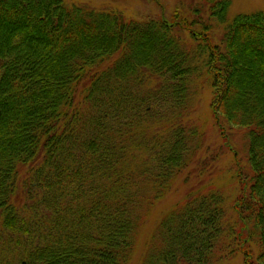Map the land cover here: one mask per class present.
<instances>
[{"label":"trees","instance_id":"1","mask_svg":"<svg viewBox=\"0 0 264 264\" xmlns=\"http://www.w3.org/2000/svg\"><path fill=\"white\" fill-rule=\"evenodd\" d=\"M207 2L226 23L230 0ZM197 21L0 0L6 264H131L158 204L208 149L190 110L205 74L216 125L245 135L237 199L229 213L224 183L201 180L160 217L141 264H224L239 252L264 264V10L227 22L217 43ZM211 160L191 174L213 176Z\"/></svg>","mask_w":264,"mask_h":264},{"label":"rangeland","instance_id":"2","mask_svg":"<svg viewBox=\"0 0 264 264\" xmlns=\"http://www.w3.org/2000/svg\"><path fill=\"white\" fill-rule=\"evenodd\" d=\"M68 3L86 4L88 6L101 9H117L124 13L128 19L149 21V20H166L168 23L173 21L175 17L187 20L188 23L195 21V18L200 20L191 25L195 31L206 33V26H212L208 32L207 38L217 43L221 40L224 28L227 22L232 21L239 14L253 13L259 10H264V0H230V5L226 13V23H222L217 15H211V5L207 0H66ZM199 13H197V12ZM206 23V24H204ZM179 25V21H176ZM180 33L187 41L192 42L191 33L183 27L180 28ZM198 42V41H197ZM201 77V79H200ZM214 88L211 85V80L205 74L198 75V79L193 89V102L190 109L197 119L207 125L208 141L205 143L207 150H202V154L196 156L191 166L185 168L177 178V181L172 186L170 194L160 202L157 208L152 213L145 230L142 233L138 251L131 264H141V254L146 246V242L153 229L157 226L160 217L171 209L185 194L192 189L201 185V180L208 182L209 178L213 177L215 183H224L221 185L226 197V207L230 213L233 209V204L236 201L239 187L235 183V171L240 166L245 165L247 153L245 151V135L238 129L233 130L216 125V119L212 113L211 101L213 99ZM228 133V134H227ZM221 135L228 136V143H224ZM217 155V169L211 176L205 174L198 179L194 174H191V168H202L207 164V167L212 164L213 158ZM240 162H239V161ZM220 181V182H219ZM220 185V184H219ZM3 216L0 214V264H6V229L3 227ZM243 233V232H242ZM3 261V262H2ZM224 264H245L244 256L239 252L237 255H227Z\"/></svg>","mask_w":264,"mask_h":264},{"label":"flooded vegetation","instance_id":"3","mask_svg":"<svg viewBox=\"0 0 264 264\" xmlns=\"http://www.w3.org/2000/svg\"><path fill=\"white\" fill-rule=\"evenodd\" d=\"M3 203H4V206H3V208H2V211H0V214H2L3 219H4V217H5V219H6V199L3 201ZM3 221H4V220H3Z\"/></svg>","mask_w":264,"mask_h":264},{"label":"water","instance_id":"4","mask_svg":"<svg viewBox=\"0 0 264 264\" xmlns=\"http://www.w3.org/2000/svg\"><path fill=\"white\" fill-rule=\"evenodd\" d=\"M24 264H26V262H24Z\"/></svg>","mask_w":264,"mask_h":264}]
</instances>
